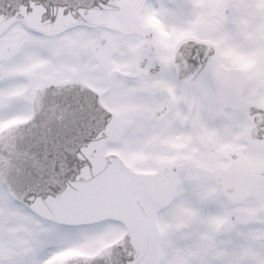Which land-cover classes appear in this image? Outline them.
<instances>
[{"label":"snow or ice","instance_id":"snow-or-ice-1","mask_svg":"<svg viewBox=\"0 0 264 264\" xmlns=\"http://www.w3.org/2000/svg\"><path fill=\"white\" fill-rule=\"evenodd\" d=\"M0 264H264V0H0Z\"/></svg>","mask_w":264,"mask_h":264}]
</instances>
